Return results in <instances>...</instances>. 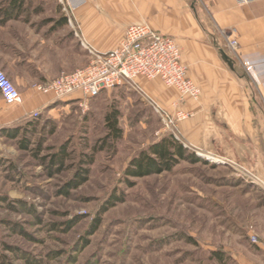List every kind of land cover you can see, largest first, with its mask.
Masks as SVG:
<instances>
[{
    "label": "rangeland",
    "instance_id": "rangeland-1",
    "mask_svg": "<svg viewBox=\"0 0 264 264\" xmlns=\"http://www.w3.org/2000/svg\"><path fill=\"white\" fill-rule=\"evenodd\" d=\"M7 3L0 0V12ZM79 48L86 66L92 56ZM150 98L123 86L89 100L50 98L13 122L0 118V264H264L250 239L261 236L264 181L185 142ZM113 108L122 129L116 143L105 124ZM169 135L185 148L170 170L128 173ZM78 173L85 181L74 187Z\"/></svg>",
    "mask_w": 264,
    "mask_h": 264
},
{
    "label": "crops",
    "instance_id": "crops-1",
    "mask_svg": "<svg viewBox=\"0 0 264 264\" xmlns=\"http://www.w3.org/2000/svg\"><path fill=\"white\" fill-rule=\"evenodd\" d=\"M67 1L70 11L66 4L29 2L18 18L0 23V70L23 96V103L9 105L0 94L1 119L13 122L43 107L51 96L35 85L81 68L82 42L108 51L127 27L147 23L176 40L201 95L183 98L162 80L139 77L142 89L170 114H192L177 123L185 142L241 162L264 181V0ZM258 231L264 237V223Z\"/></svg>",
    "mask_w": 264,
    "mask_h": 264
},
{
    "label": "built area",
    "instance_id": "built-area-1",
    "mask_svg": "<svg viewBox=\"0 0 264 264\" xmlns=\"http://www.w3.org/2000/svg\"><path fill=\"white\" fill-rule=\"evenodd\" d=\"M253 1L237 0L239 4ZM66 5V9L70 11L72 7L68 1ZM68 20L73 23L69 15ZM82 44L92 56L89 64L36 84L35 88L39 92L53 99L80 97L89 100L99 96L104 90L123 86L143 92L137 79L145 77L149 80H162L166 85L177 88L183 98L198 99L201 95L200 87L188 76V67L182 62L181 49L176 40L147 23L127 27L120 44L108 51H99L85 42ZM237 44L236 40L231 41L233 47ZM0 94L9 105L23 103L21 91L3 70H0ZM150 100L161 114L167 128L172 131L177 127L178 121L192 115L184 111L172 115L152 98ZM244 171L258 179L251 169L244 168ZM250 239L262 251L264 258V237L251 234Z\"/></svg>",
    "mask_w": 264,
    "mask_h": 264
},
{
    "label": "trees",
    "instance_id": "trees-1",
    "mask_svg": "<svg viewBox=\"0 0 264 264\" xmlns=\"http://www.w3.org/2000/svg\"><path fill=\"white\" fill-rule=\"evenodd\" d=\"M26 4V0H8V3L0 12V23L5 22L8 19H16L22 13V8ZM105 124L109 133L107 139L113 140L116 143L122 138V129L119 127V111L113 108L106 114ZM8 135L15 137L16 134L7 132ZM103 146H101L102 148ZM185 148L175 136H164L158 142L153 143L147 152L143 151L138 157L134 158L131 165L128 167V173L133 176H145L152 173H158L165 170H170L176 159V156L184 157ZM63 155L56 154L55 159L62 161ZM92 163V160L89 161ZM83 174L78 173L76 178L73 179L72 185L77 187L85 181ZM100 221L94 225V230L99 226ZM220 259L223 258L221 254H218Z\"/></svg>",
    "mask_w": 264,
    "mask_h": 264
},
{
    "label": "water",
    "instance_id": "water-1",
    "mask_svg": "<svg viewBox=\"0 0 264 264\" xmlns=\"http://www.w3.org/2000/svg\"><path fill=\"white\" fill-rule=\"evenodd\" d=\"M222 53H223V51H222ZM223 56H224V58L228 61V63L231 64V62H230V58H229L227 55H225L224 53H223Z\"/></svg>",
    "mask_w": 264,
    "mask_h": 264
}]
</instances>
